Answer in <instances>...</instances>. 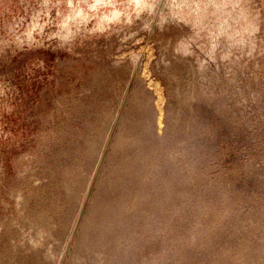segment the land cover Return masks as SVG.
Returning a JSON list of instances; mask_svg holds the SVG:
<instances>
[{
  "label": "rangeland",
  "instance_id": "1",
  "mask_svg": "<svg viewBox=\"0 0 264 264\" xmlns=\"http://www.w3.org/2000/svg\"><path fill=\"white\" fill-rule=\"evenodd\" d=\"M136 1L0 0V264H264V0Z\"/></svg>",
  "mask_w": 264,
  "mask_h": 264
},
{
  "label": "bare ground",
  "instance_id": "2",
  "mask_svg": "<svg viewBox=\"0 0 264 264\" xmlns=\"http://www.w3.org/2000/svg\"><path fill=\"white\" fill-rule=\"evenodd\" d=\"M148 2H149V0H147ZM159 1V0H158ZM174 1V0H173ZM69 2V1H68ZM148 2H145V1H142V0H137L136 1V3L135 4H137V14H136V18H140L141 16V14L147 9V7L149 6V4H148ZM167 2V1H166ZM166 2L164 3V4H166ZM96 3H97V0H96ZM151 3V2H150ZM176 3V2H175ZM152 4H153V2H152ZM95 5V4H94ZM152 6V5H151ZM158 6H159V4H158ZM214 6H216V4H214ZM160 7V6H159ZM161 9V8H160ZM169 11V10H168ZM147 12V11H146ZM146 12H145V14H146ZM148 12H150L149 10H148ZM158 12V11H157ZM123 14H125V13H123ZM72 15V14H71ZM160 15V14H159ZM183 15V14H182ZM133 16V15H132ZM151 16V15H150ZM164 16V15H163ZM156 17H157V15H156ZM156 17H155V19H156ZM162 17V16H161ZM165 17V16H164ZM167 17V16H166ZM103 18V17H102ZM128 18V17H127ZM127 18H126V20H127ZM134 18V17H133ZM148 18V17H147ZM104 19V18H103ZM149 19V18H148ZM157 19H158V17H157ZM165 19V18H164ZM84 20V19H83ZM125 20V17H123L120 13H118V12H115V13H112V15L111 16H109V17H106L105 19H104V21L106 22V23H109V22H119V21H124ZM125 20V21H126ZM132 20V19H131ZM134 20H135V18H134ZM162 20V19H161ZM158 21V20H157ZM166 21V20H165ZM102 22V21H101ZM163 22V21H162ZM161 22V23H162ZM67 23V22H66ZM103 23V22H102ZM160 23V22H159ZM134 24V23H133ZM155 24V23H154ZM103 26V25H102ZM115 27V26H114ZM133 27V26H132ZM173 31V30H172ZM71 35V34H70ZM100 36V35H99ZM118 36H119V34H118ZM75 37V36H74ZM167 38V37H166ZM169 38V37H168ZM71 39V37L70 36H68V34L65 32V34L63 35V37H62V39H61V42H62V44L63 45H67L68 43H69V40ZM75 40H76V38H75ZM170 40V39H169ZM71 41V40H70ZM87 43V42H86ZM61 45V44H60ZM97 50V49H96ZM167 57H168V55H167ZM166 57V59H168ZM178 57V56H177ZM173 59V58H172ZM174 60V59H173ZM169 61H170V59H169ZM176 61V60H175ZM164 62H165V59H164ZM172 62V61H171ZM176 62H179V61H176ZM185 62V61H184ZM175 63V62H174ZM165 64V63H164ZM173 65V64H172ZM175 65V64H174ZM173 65V66H174ZM125 68V67H124ZM139 69V68H138ZM96 77V76H95ZM103 81H104V79H103V77H101V79L99 78V77H97L96 79H95V81H94V83H95V86L97 85V86H100V85H102L103 84ZM92 83H93V81H92ZM67 187V189H69V187L68 186H66ZM15 198V197H14ZM16 199V198H15ZM14 199V200H15ZM19 200H21V198H19ZM29 198L26 200V201H19V203H27V202H29ZM5 204V203H4ZM11 205V204H10ZM1 206H2V204H1ZM55 206V205H54ZM56 208V207H55ZM21 212H23V210H21ZM42 218H44V219H48L49 221H51V223H52V219H51V217H50V215H49V213H43L42 214ZM33 224H39L40 226H38V228L35 230L36 232H37V234H38V236H44L45 235V237L43 238V240L42 241H39V240H35L34 239V235H33V237L31 236L30 237V241L32 242V243H36L35 244V246H37V245H42L43 244V242L46 240V238L52 233V231H53V227H47V226H45V225H43V224H40L39 223V220H38V222H35V223H33ZM29 248L30 249H32V246L31 245H29Z\"/></svg>",
  "mask_w": 264,
  "mask_h": 264
}]
</instances>
